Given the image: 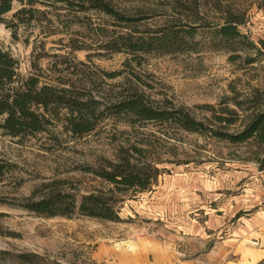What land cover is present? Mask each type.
Listing matches in <instances>:
<instances>
[{
	"label": "rangeland",
	"instance_id": "1",
	"mask_svg": "<svg viewBox=\"0 0 264 264\" xmlns=\"http://www.w3.org/2000/svg\"><path fill=\"white\" fill-rule=\"evenodd\" d=\"M111 1L127 14L149 16L142 30L175 19L197 18L214 25L234 13L245 18L241 29L257 47L264 41V0ZM21 8L15 2L6 22ZM80 17L84 24L89 17L96 24L103 19L98 13ZM40 32L35 26H20L15 38L0 23V47L19 60L23 75L35 64V73L47 78L62 75L85 84L105 102L137 86L155 105L185 108L201 121L213 114L204 106L220 112L227 106L235 108V101H245L244 109L264 104V49L263 53L249 49L232 61L227 51L212 50L209 38L199 37V52L146 55L137 65L129 54L76 52L66 47L64 34L45 38ZM84 32L81 28L79 35L86 36ZM248 57L257 61L248 64ZM114 72L122 74L112 79L108 74ZM254 89L263 93V103L249 101ZM237 112L241 120L230 128L231 133L242 131L251 113ZM125 143L148 145L143 158L155 159L161 175L149 191L126 196L120 222L81 215L48 218L0 204V252L10 254L0 264H20L21 254L34 256L32 264H259L264 259V239L241 232L246 219L264 210V183L252 180L258 170L263 175L264 170L251 143L234 145L154 123L129 128L114 119L83 137L63 133L59 126L22 143L0 133L1 157L13 165L0 183V199L17 203L15 199L29 197L42 183L55 180H67L82 190L96 187L99 183L78 168L96 166L102 158L115 159Z\"/></svg>",
	"mask_w": 264,
	"mask_h": 264
},
{
	"label": "trees",
	"instance_id": "2",
	"mask_svg": "<svg viewBox=\"0 0 264 264\" xmlns=\"http://www.w3.org/2000/svg\"><path fill=\"white\" fill-rule=\"evenodd\" d=\"M15 2L22 8L14 14L12 21L6 22L5 16L12 12ZM61 11H69L70 14L62 16ZM71 13L75 15L70 18ZM91 13L103 16L101 23L96 24L89 17L88 23L84 24L80 14ZM149 19V16L127 14L111 0H0V23H5L15 38H18L20 26H35V30L40 29L45 38L64 34L66 47L72 51L126 53L137 65L142 64L146 55L199 52V37L209 38L208 48L227 51L232 61L241 59L242 52L249 49L263 53L264 41L260 43L261 48L257 47L242 31L241 27L245 25L242 15L228 13L222 23L214 25L200 23L193 18L192 21H168L160 28L140 29ZM81 28L86 30V36L79 35ZM256 61V58H247L248 64ZM35 69L34 64L31 72L23 75L19 60L0 47V133L3 136L22 143L24 139L49 132L57 126L72 137H83L110 119L129 128L154 123L234 145L254 144L258 149L255 160L260 170H264V104L244 109L245 101H235V108L227 106L220 112L212 106H204L201 108L213 114L211 119L201 121L185 108L170 103L155 105L137 86L124 90L114 101L105 102L85 84L72 82L62 75L47 78L35 73ZM121 74L114 72L108 76L113 79ZM252 96L249 99L251 103H263V93L259 89H254ZM237 109L251 113L244 129L231 133L230 128L241 120ZM148 148L141 143L121 144L115 159L102 158L96 166H80L78 170L82 174L92 176L99 183L96 187L82 190L67 180H55L42 183L29 197L15 199L17 203L1 198L0 204L13 205L48 218L81 215L120 222V208L126 196L149 191L161 175L155 159L143 158ZM11 167L13 165L0 154V183ZM0 256V261L6 262V256L10 254L0 252ZM17 258L20 264L34 262V256L28 254ZM259 264H264V259Z\"/></svg>",
	"mask_w": 264,
	"mask_h": 264
},
{
	"label": "crops",
	"instance_id": "3",
	"mask_svg": "<svg viewBox=\"0 0 264 264\" xmlns=\"http://www.w3.org/2000/svg\"><path fill=\"white\" fill-rule=\"evenodd\" d=\"M241 177L244 176L245 173H240ZM256 180L255 183H259L261 186L264 183V175L261 174V172L258 170L257 171V175H255L254 177H252V180ZM242 216H239L240 219ZM247 220V224H246V229L241 230V232H245L247 235H250L253 238H260V239H264V231H262V229L264 228V210H257L255 212V214H253L251 216L250 219H246ZM242 224V223H241ZM264 230V229H263ZM264 252V250H262ZM264 255V254H263ZM129 263H131V261L128 259Z\"/></svg>",
	"mask_w": 264,
	"mask_h": 264
}]
</instances>
